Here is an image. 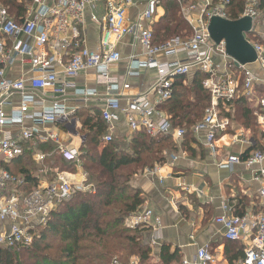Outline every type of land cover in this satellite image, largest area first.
<instances>
[{
	"label": "built area",
	"instance_id": "obj_1",
	"mask_svg": "<svg viewBox=\"0 0 264 264\" xmlns=\"http://www.w3.org/2000/svg\"><path fill=\"white\" fill-rule=\"evenodd\" d=\"M98 1L53 0L52 4H47L45 0H32L29 7L34 16L22 23H18L8 9L0 4V224L8 222L7 227L0 230L1 247L30 246L38 236L39 227L47 223L50 214L60 203L75 191L86 192L92 189L91 185L74 182L65 172L56 171L53 179L40 180L31 190H26L25 178L12 173L6 166L22 156L27 149L32 150L34 161H44L46 155L38 149V145L50 141L57 144V152L61 156L78 159L79 152L60 144L57 134L46 125L61 117L67 118L72 112L58 98L65 94L67 88L74 87L72 79L84 70L93 69L97 81L106 85L109 95L104 98L100 113L105 124L101 141L105 144L115 139L116 126L123 118L134 132L143 131L151 137L171 136L180 143L186 129L173 126L159 106L171 97L173 79L188 75L195 69L207 74L202 86L210 94L202 119L193 127L196 134L205 132V145L211 150L215 149V140L229 125V118L223 116L221 108L223 106L227 109V103L241 97L252 103V114L264 141V77L259 76L252 66L264 71V39L254 41L246 33L247 41L255 50L256 61L237 66L235 59L226 54L224 40L215 44L207 29L212 16L230 19L226 11L230 0H220L216 4L211 0H198L189 6L182 4V10H198L196 18L187 16L192 33L184 41L176 38L164 44L154 43L148 25L162 0H145V9L136 21H130L127 17L130 0H106L101 47L92 50L80 46L77 41L73 43V40L80 37L78 25L84 24L88 10H96ZM260 11L259 0H246L237 19L251 17L252 27L249 32L252 33ZM91 18L96 19L94 13ZM126 34L136 36L147 54L144 61L133 60V67L155 69L157 80L149 90L131 96L125 105H121L119 95L130 84L119 86L117 78L110 74V69L121 59L115 43ZM111 36L114 42L109 41ZM7 38H11L10 44ZM68 47H73L72 52L65 50ZM61 49L64 51L61 52ZM63 52L69 54L66 61L62 60ZM159 52L166 55L184 52L185 57L159 62L155 58ZM11 54L29 61L30 70L36 75L16 79L8 77L4 65ZM56 63L61 64L60 71ZM131 73L134 75L138 72ZM38 91L51 92L54 99L47 104ZM80 91L85 96L95 94L94 91ZM14 92H18L20 103L7 111L4 107L11 105ZM150 95L154 97L153 100ZM26 119L31 120L33 125L21 126L16 132L8 128L11 124H22ZM239 162L247 168L257 166L253 180L259 187L253 212L245 215L228 214L226 211L230 206L224 201L222 207L225 213L215 216L214 221L223 228L228 239L252 236V243L244 249L242 264H264V148L250 152L244 159L230 155L219 166L232 168ZM151 215L150 209L137 210L126 216L124 223L128 227L147 226ZM197 259L200 264L215 261L206 246L197 250ZM113 264L120 263L114 259Z\"/></svg>",
	"mask_w": 264,
	"mask_h": 264
},
{
	"label": "crops",
	"instance_id": "obj_2",
	"mask_svg": "<svg viewBox=\"0 0 264 264\" xmlns=\"http://www.w3.org/2000/svg\"><path fill=\"white\" fill-rule=\"evenodd\" d=\"M130 1L131 4L127 8V17L130 21H136L145 9V0ZM175 1L180 6L179 13L190 28L189 35L186 38L179 39L176 37L179 41H184L192 33L187 16L191 19L196 18L198 10H182V4L189 6L198 0ZM211 1L216 4L220 0ZM31 2L26 5V10L22 14L23 17L19 23L34 16V13L30 11L31 6L29 7ZM45 2L52 4L53 0H45ZM168 2L169 0H162L155 16L148 22L153 37L156 34L155 27L157 23L165 16ZM105 3L106 0H99L95 11L88 10L86 12L84 24L78 25L81 35L77 40L74 39L73 43L77 41L80 46L92 50H98L101 47L102 34L105 29L102 19L105 13ZM244 3L241 6L236 5L235 2L234 5H227L226 11L237 13L239 16L244 8ZM260 12V16L254 21L252 33L248 32V36L254 41L264 39V6L261 7ZM93 13L96 19L91 18ZM68 35L70 37L71 32ZM109 41H115L113 36L109 37ZM11 42V38H7V43L10 44ZM154 43L156 42L154 41ZM115 48L120 52L121 59L111 67L110 74L117 78L119 86L124 83L130 84L129 88L123 89L121 95H119L121 105H125L131 96L147 91L153 86L157 80V72L153 68L133 67V60L144 61L147 59L145 49L136 36L132 34L124 35L115 43ZM65 50L72 52L73 47H68ZM62 51L64 50L61 49ZM61 57L63 61H66L69 54L63 52ZM184 57V52L172 55L159 52L155 55L159 62ZM60 65L56 63L58 71L61 70ZM252 66L259 76L264 77L263 70L256 68L255 65ZM4 68L6 75L13 79L35 74L30 70L29 61L12 54L9 56V61L4 65ZM132 71L138 73L133 75ZM72 82H74V87L67 88L65 94L58 98L62 100L61 102L65 104L67 110L72 112L66 116L67 118L61 117L46 126L57 134L60 144L75 148L79 152L78 159L74 160V169L58 170L55 162L58 160L56 158H60L61 155L57 152V144L52 141L38 145V149L46 155L44 161H34L32 150L27 149L22 156L13 159L10 164L17 166L16 164L20 160L34 163L36 172L31 171L30 173L38 177L37 182L51 180L46 177L50 168L53 172L63 171L72 181L91 185L92 189L86 192L93 193L95 187L90 183L92 177L85 169L83 155L88 150L86 145L89 137L96 129V126L92 127L91 124H94L93 121L98 116L100 117L104 98L109 95L106 85L97 81L93 69L80 72L72 79ZM80 90L94 91L95 94L85 96ZM38 92L47 104L54 99L51 92ZM153 98L150 95V99L153 100ZM241 98L244 99V97ZM241 98L236 99V101L240 102ZM11 101V105L4 107L5 110L9 111L11 107L19 105L20 96L18 92H14ZM237 102L228 106L223 113V116L229 118V125L222 135H219L215 140L214 150L205 145V132L196 134L192 129L193 138L189 137L185 140L187 134L185 133L184 139L180 143L170 136L174 145L172 146L173 149L163 148L160 151V159H152L153 161H150V163H144V152L141 153L140 150L145 151L144 144H149L150 141L160 136L151 137L143 132L134 141V135L137 131L130 130L124 118L118 122L115 139L112 141L116 148L131 156L134 152L141 153L142 156L140 164L136 167V171L132 176L129 177L128 183L142 197L143 202L137 210H152L149 225L145 227L147 229L142 233L143 241L149 246V252L146 254L144 261L146 264H164V261L160 258L162 246L165 251L167 250L175 256V259H172L169 264H200L197 259V250L202 246H206L208 251L215 257V261L207 264H242L244 249L252 243V236L243 235L241 239H228L224 235L223 228L214 221L215 216L225 213L222 207L224 201H227L230 206L226 213L245 215L253 212L254 203L257 200L259 184L253 180L255 167L257 166L247 168L241 162L234 164L232 168L219 166L230 155H238L240 158H244L250 152L264 148L263 136L258 126L256 125L257 129L254 130L251 124L247 125L243 122L246 108L250 110L248 113L252 121L256 120L252 114V103L247 101L248 104L245 107ZM163 112L165 113V111ZM32 125L31 120L26 119L22 124H11L8 128L16 132L19 131L21 126L30 127ZM106 145L100 139L96 144L97 151L101 152ZM25 157L27 158L25 159ZM7 224L8 222L0 224V230L5 229ZM167 255L164 254V256ZM130 264H140L139 255L131 256Z\"/></svg>",
	"mask_w": 264,
	"mask_h": 264
},
{
	"label": "trees",
	"instance_id": "obj_3",
	"mask_svg": "<svg viewBox=\"0 0 264 264\" xmlns=\"http://www.w3.org/2000/svg\"><path fill=\"white\" fill-rule=\"evenodd\" d=\"M259 1L260 7H263L264 0ZM30 2L31 0H0V4L8 9L9 14L18 23L23 17L26 5ZM234 2L241 6L246 0H230L228 5H234ZM179 7L175 0H169L167 3L165 16L155 27L156 44H164L176 37L184 39L189 35L190 28L179 13ZM229 16L230 19H236L238 14L230 11ZM206 76L207 74L199 69L192 70L188 75L176 76L173 79L171 97L159 106V109L165 111L173 126L187 129L185 140L192 137V129L202 119L210 101L208 90L202 86ZM235 102L237 101L229 102L226 106ZM237 103L245 107L248 104L245 98H241ZM221 109L223 113L226 111L223 106ZM248 112L250 110L246 108L243 122L247 125L251 124L256 130V122L252 121ZM93 122L91 126H96V129L87 142L88 150L83 155V163L85 169H94L97 176L94 192H73L50 214L47 223L39 227V235L30 246L19 250H16L17 247L0 246V264H113L114 259L120 264H130L133 255H139L140 264H146L144 261L149 246L143 241L142 234L147 229L146 226L128 227L124 223L126 216L135 212L143 200L140 193L129 185L130 175L125 176L116 172L121 168H131L136 171L142 152H144V163L160 159V151L163 148L173 149L172 138L160 136L149 144H144L145 151L141 149V153L134 152L132 156L120 151L113 142L108 143L101 152H98L96 144L105 131V124L99 116ZM140 133L143 131L135 133L134 141L141 135ZM56 159L58 170L74 169L73 159L63 156ZM87 162L93 163L91 168L87 166ZM16 165L6 166L12 173L23 176L24 189L31 190L38 180L37 176L30 173L32 169L36 170L34 163L20 160ZM48 171L46 177L53 179L55 171L53 172L52 168ZM50 235L59 239L61 246L58 249L60 252L58 256L41 255L38 252L39 246ZM164 254L168 255L164 256ZM160 258L164 264H169L175 256L165 251L162 246Z\"/></svg>",
	"mask_w": 264,
	"mask_h": 264
},
{
	"label": "water",
	"instance_id": "obj_4",
	"mask_svg": "<svg viewBox=\"0 0 264 264\" xmlns=\"http://www.w3.org/2000/svg\"><path fill=\"white\" fill-rule=\"evenodd\" d=\"M251 27L252 19L248 16L238 19L212 16L207 29L215 44L224 40L226 54L234 58L238 66L239 64H253L256 61L255 50L245 37Z\"/></svg>",
	"mask_w": 264,
	"mask_h": 264
},
{
	"label": "rangeland",
	"instance_id": "obj_5",
	"mask_svg": "<svg viewBox=\"0 0 264 264\" xmlns=\"http://www.w3.org/2000/svg\"><path fill=\"white\" fill-rule=\"evenodd\" d=\"M84 162V161H83ZM91 163L90 162H87V166L91 168L92 164L90 165ZM134 169H131V168H128V169H125V168H121L119 169L116 173L117 174H123V175H130L132 176L133 171ZM32 171H35L34 169H32ZM88 171V174L91 175L90 177H92L90 183L93 184V186L95 187V183L97 181V176L96 174L94 173V169H87ZM94 179V180H93ZM95 181V182H94ZM39 235V233H38ZM60 243H59V239L56 237V236H48V238L42 243L41 246H39V250L38 252H40L41 255H49V256H58V254H60V252H58V249L60 248ZM23 247L22 246H17L16 250L18 249H22Z\"/></svg>",
	"mask_w": 264,
	"mask_h": 264
}]
</instances>
